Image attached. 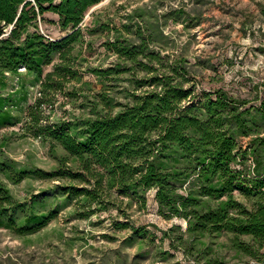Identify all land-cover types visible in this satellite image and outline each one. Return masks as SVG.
Wrapping results in <instances>:
<instances>
[{
    "label": "trees",
    "instance_id": "trees-1",
    "mask_svg": "<svg viewBox=\"0 0 264 264\" xmlns=\"http://www.w3.org/2000/svg\"><path fill=\"white\" fill-rule=\"evenodd\" d=\"M102 1L0 0L1 81L25 68L34 76L32 85L40 83L45 94L26 107L30 91L24 80L12 92L0 93V130L24 122L53 151L60 145L67 152L52 171L0 155V226L29 235L57 216V210L27 211L9 181L72 177L89 184L65 189L69 199L82 196L83 206L107 202L115 191L146 206L148 192L155 189L162 214L188 221L178 245L188 248L191 242L207 264H226L210 240L223 235L240 263H264V99L257 107L223 88L198 93L196 83L186 87L194 77L189 60L166 58L163 45L150 51L158 45L157 33L137 19L123 23L107 43L119 57L116 65L93 69L110 78L140 64L144 76L129 93L131 100L116 110L113 98L99 93L91 115L46 121L47 92L62 89L69 76L82 80L71 64L72 51L83 37L88 11ZM47 12L58 14L61 29L72 32L58 40L43 33L38 20ZM141 54L147 60L139 59ZM57 56L61 61L44 77ZM242 137H251L247 147ZM7 144L1 140L0 149ZM93 212L89 207L85 215Z\"/></svg>",
    "mask_w": 264,
    "mask_h": 264
},
{
    "label": "rangeland",
    "instance_id": "rangeland-1",
    "mask_svg": "<svg viewBox=\"0 0 264 264\" xmlns=\"http://www.w3.org/2000/svg\"><path fill=\"white\" fill-rule=\"evenodd\" d=\"M130 14H134L133 18ZM137 19L157 33L158 45L151 46L150 51L163 45L166 58L183 56L189 60L194 77L190 76L193 80L186 82V87L196 83L198 93L223 88L236 97L248 99V105L261 106L264 0H103L88 11L82 23L83 37L72 51L71 64L82 80L69 76L62 89L47 92L46 121L91 115L94 103L100 99L99 93L110 95L116 110L131 100L129 93L139 87L137 81L144 76L140 64L131 70L124 68L110 78L98 76L93 69L116 65L119 57L107 43L123 23ZM38 23L39 29L53 40L72 32L61 29L60 16L54 12L40 16ZM159 28L164 29L163 35ZM140 58L144 56L141 54ZM59 61L57 56L45 67L44 77ZM21 73L20 76L8 73L5 81L0 78V93L12 92L24 80L30 91L26 104L29 107L42 96V88L40 83L32 85L34 76L25 68H21ZM24 126L21 122L0 130V141H8L0 149V155L30 168L52 171L60 166L66 150L59 145L53 151L49 142L34 137ZM250 139L240 140L247 147ZM72 185L89 186L72 177L31 176L19 184L9 181L16 198L27 205V211L57 210V216L48 226L29 235L0 226V264H207L191 242L188 248L178 245L177 237L187 232L188 221L162 214L155 189L148 192L146 206L136 200L130 202L129 197L118 191L107 202L83 206L82 196L68 198L65 189ZM89 207L94 212L86 216ZM166 231L170 236L165 235ZM210 240L214 253L225 257L226 264H242L228 246L227 235ZM247 264L264 263L250 260Z\"/></svg>",
    "mask_w": 264,
    "mask_h": 264
}]
</instances>
